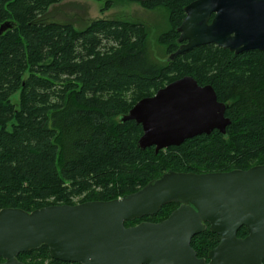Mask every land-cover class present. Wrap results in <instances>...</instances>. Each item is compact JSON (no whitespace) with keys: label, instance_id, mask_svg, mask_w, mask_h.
Instances as JSON below:
<instances>
[{"label":"trees","instance_id":"obj_1","mask_svg":"<svg viewBox=\"0 0 264 264\" xmlns=\"http://www.w3.org/2000/svg\"><path fill=\"white\" fill-rule=\"evenodd\" d=\"M63 1L0 0V25L11 24L0 34V209L74 205L75 196H82L81 203L109 201L169 170L210 173L264 165V51L235 54L209 44L158 61L143 24L58 21L50 9ZM129 1L164 9L159 41L173 53L184 7L194 0ZM110 5L106 0L104 9ZM183 76L211 85L226 105L225 135L214 130L157 153L154 147L139 149L141 126L121 117ZM177 206L165 204L124 225L160 222ZM246 234L245 227L237 231L238 237ZM218 243L206 228L190 245L206 258ZM18 260L71 264L51 259L45 245L20 253Z\"/></svg>","mask_w":264,"mask_h":264},{"label":"water","instance_id":"obj_2","mask_svg":"<svg viewBox=\"0 0 264 264\" xmlns=\"http://www.w3.org/2000/svg\"><path fill=\"white\" fill-rule=\"evenodd\" d=\"M11 27L0 25V34ZM177 56L214 44L235 54L264 51V0H194L177 27ZM211 85L178 78L137 101L121 121L142 128L137 147L157 153L218 130L230 120ZM177 203L160 222H125ZM246 228V236L237 231ZM206 228L219 243L198 257L191 239ZM48 247L51 259L73 264H263L264 165L228 172L169 170L137 191L109 201L0 209V264H26L20 253Z\"/></svg>","mask_w":264,"mask_h":264},{"label":"rangeland","instance_id":"obj_3","mask_svg":"<svg viewBox=\"0 0 264 264\" xmlns=\"http://www.w3.org/2000/svg\"><path fill=\"white\" fill-rule=\"evenodd\" d=\"M105 1L64 0L50 9L51 16L62 22L80 21L85 24L98 19H121L141 23L146 27L152 56L158 61L166 60L169 55L159 41V35L166 27L164 9H146L129 0H109L110 7L104 9ZM81 198L82 196H75L73 203H81Z\"/></svg>","mask_w":264,"mask_h":264},{"label":"flooded vegetation","instance_id":"obj_4","mask_svg":"<svg viewBox=\"0 0 264 264\" xmlns=\"http://www.w3.org/2000/svg\"><path fill=\"white\" fill-rule=\"evenodd\" d=\"M177 43H178V41H177ZM178 45H179V43H178ZM0 262H3V261H0ZM71 264H73V263H71Z\"/></svg>","mask_w":264,"mask_h":264}]
</instances>
